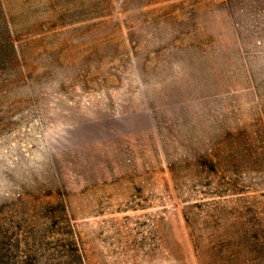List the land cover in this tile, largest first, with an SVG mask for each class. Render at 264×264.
Returning <instances> with one entry per match:
<instances>
[{
  "label": "rangeland",
  "instance_id": "obj_1",
  "mask_svg": "<svg viewBox=\"0 0 264 264\" xmlns=\"http://www.w3.org/2000/svg\"><path fill=\"white\" fill-rule=\"evenodd\" d=\"M0 264H264V0H0Z\"/></svg>",
  "mask_w": 264,
  "mask_h": 264
}]
</instances>
